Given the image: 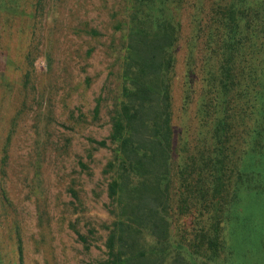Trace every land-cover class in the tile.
<instances>
[{"label": "rangeland", "instance_id": "rangeland-1", "mask_svg": "<svg viewBox=\"0 0 264 264\" xmlns=\"http://www.w3.org/2000/svg\"><path fill=\"white\" fill-rule=\"evenodd\" d=\"M140 2L0 0V264L104 263V242L113 219L107 195L113 170L107 163H113L116 154L108 134L119 99L125 45V26H116L127 13H135ZM219 3L224 6L225 1L164 0L142 6L144 13L158 11L181 21L169 75L172 127L176 147L195 166L202 138L208 140L198 123V105L205 78H214L221 59L214 55V14L224 9ZM240 6L242 19L254 14L262 28L264 0H241ZM252 44L243 41L235 58L240 63L235 65L245 70L232 73L235 86L228 96L233 102L243 99L236 83L248 80L247 68L254 67L250 78L260 90L263 37L258 35ZM254 92L248 96L256 105ZM228 111L230 143L242 147L238 134L250 121ZM99 140L104 146L95 143ZM179 191L175 199L188 200L189 208L182 200L176 202L184 212H173L172 247L181 243L197 262L207 261L204 246L214 237L216 225L206 211L198 213L197 195ZM230 225L221 229L218 240L235 246Z\"/></svg>", "mask_w": 264, "mask_h": 264}, {"label": "trees", "instance_id": "trees-1", "mask_svg": "<svg viewBox=\"0 0 264 264\" xmlns=\"http://www.w3.org/2000/svg\"><path fill=\"white\" fill-rule=\"evenodd\" d=\"M141 1L140 8L127 13L126 20L116 26H125V45L119 99L108 134L116 144V154L113 163H107L113 170L107 185L113 219L104 242L103 264H264V47L258 64L260 90L250 78L249 70L253 72L254 67L247 68L248 80L236 83L242 101L233 102L228 96L229 88L235 86L230 79L237 69H244L235 65L240 64L235 58L241 54V44L247 40L252 46L258 35L264 39V23L258 29L254 14L243 20L241 0H220L225 4L219 3L224 9L214 14V55L221 59L214 78H205V93L198 105V123L208 140L202 138L204 145L195 166L176 147L172 127L169 75L181 21L158 11L153 15L143 12V5L154 7L164 0ZM251 90L257 96L256 105L250 103ZM228 110L250 121L251 126L238 134L242 147L230 143L227 121L232 114ZM95 143L104 146L105 141ZM178 191L197 195L198 213L206 211L216 225L214 237H207L204 246L207 261L197 262L181 243L172 247L173 212H184L176 203L182 200L175 199ZM183 202L188 209V200ZM229 222L235 246L218 240ZM245 242L250 247L245 248ZM226 248L230 249L220 257Z\"/></svg>", "mask_w": 264, "mask_h": 264}]
</instances>
